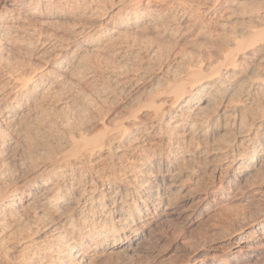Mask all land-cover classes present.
<instances>
[{"label": "clouds", "instance_id": "9594fccd", "mask_svg": "<svg viewBox=\"0 0 264 264\" xmlns=\"http://www.w3.org/2000/svg\"><path fill=\"white\" fill-rule=\"evenodd\" d=\"M0 80V264H264V0H0Z\"/></svg>", "mask_w": 264, "mask_h": 264}, {"label": "bare ground", "instance_id": "6f19581e", "mask_svg": "<svg viewBox=\"0 0 264 264\" xmlns=\"http://www.w3.org/2000/svg\"><path fill=\"white\" fill-rule=\"evenodd\" d=\"M183 11V10H181ZM179 13H177L178 15ZM190 22L189 20V17L188 16H184L181 20L178 21V25H179V28L180 29H184L186 28L187 24ZM54 36V35H53ZM55 41H56V37H53V40L50 42L52 44V46L54 47L55 46ZM47 47V45H46ZM225 59H227V54H225ZM27 79H29V77L25 76L23 78H21L19 81H18V84L23 87L25 86V83L27 81ZM4 82L2 80H0V90H2L4 88ZM224 109L221 108V111H223ZM234 116H236V120H237V123H239V119H240V114L239 113H232ZM228 121H227V117H225V124L227 125Z\"/></svg>", "mask_w": 264, "mask_h": 264}, {"label": "rangeland", "instance_id": "374dc122", "mask_svg": "<svg viewBox=\"0 0 264 264\" xmlns=\"http://www.w3.org/2000/svg\"><path fill=\"white\" fill-rule=\"evenodd\" d=\"M54 36L53 37H56L55 34H53ZM225 212L227 211L226 209L224 210Z\"/></svg>", "mask_w": 264, "mask_h": 264}]
</instances>
